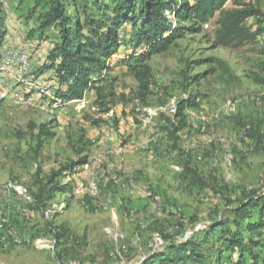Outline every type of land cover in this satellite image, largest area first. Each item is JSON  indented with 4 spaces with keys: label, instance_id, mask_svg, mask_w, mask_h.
<instances>
[{
    "label": "rangeland",
    "instance_id": "obj_1",
    "mask_svg": "<svg viewBox=\"0 0 264 264\" xmlns=\"http://www.w3.org/2000/svg\"><path fill=\"white\" fill-rule=\"evenodd\" d=\"M95 1H79L81 23L84 15L106 22L122 0ZM48 2L1 0L7 42L0 47V264H141L164 248L161 234L205 243L199 231L223 221L233 226L236 207L264 192L263 18L245 23L259 33L254 42L223 48L214 43L216 14L201 32L185 34L148 62L147 91L130 70L135 31L125 25L106 68L92 73L82 107L57 97L50 73L32 90L22 82L42 64L36 37ZM248 3L264 14V0H228L224 9ZM21 57L28 72L12 76ZM194 95L197 107L184 110L181 120L177 104ZM42 124L51 136L38 146L29 126ZM84 158L88 169L57 180L72 194L52 191L45 177ZM220 233L201 249L203 264H214ZM253 236L262 264L264 229Z\"/></svg>",
    "mask_w": 264,
    "mask_h": 264
},
{
    "label": "trees",
    "instance_id": "obj_2",
    "mask_svg": "<svg viewBox=\"0 0 264 264\" xmlns=\"http://www.w3.org/2000/svg\"><path fill=\"white\" fill-rule=\"evenodd\" d=\"M48 1L49 9L40 20L36 38L38 45H41L40 49L45 43L49 49L32 77L38 81L50 73L46 79L64 103L80 101L85 93L91 90L92 73L101 74L106 68V61L118 46V33L125 25H130L135 31L129 61L136 62L134 66H130V70L141 89L147 91L151 79L148 62L155 55L167 51L185 34L201 32L202 27L216 14L219 13V19L214 43L223 48H239L254 42L259 33L252 31L245 23L253 18L262 17L264 20V14L251 3L225 10L228 0H122L110 10L111 15H103L106 16V22L84 15L85 22L81 23L79 18L83 12L79 1L84 0ZM95 3L100 6L99 0ZM1 8L0 0V47L6 32L3 28ZM142 48H145V51H139ZM196 100L194 95L177 104V115L181 120L184 110L197 107ZM29 128L32 130V139L38 146H41L42 138L51 136L45 124L38 128L30 125ZM246 134L249 138L260 139L256 133L248 131ZM86 164L87 159L84 158L71 166L63 167L45 177L46 183L51 186L52 191L57 189L72 194L70 185L59 187L57 180L61 175L76 174V168H82ZM252 209L260 212L257 220L252 219ZM263 212L264 192L251 194L236 207L233 226L228 221H223L211 227L210 233L206 230L199 231L198 235L202 233L205 236V243L194 239L175 242L173 237L161 234L166 241L164 248L151 253L141 264H203L201 249L216 229H220L221 233L217 245H212V252L216 253L214 264H221L225 253L228 254L224 260L227 264H247L248 261L257 264L255 249L259 243L253 235L264 229ZM240 218L247 222H241ZM170 253L172 255H167ZM261 263L264 264V261L261 260Z\"/></svg>",
    "mask_w": 264,
    "mask_h": 264
},
{
    "label": "built area",
    "instance_id": "obj_3",
    "mask_svg": "<svg viewBox=\"0 0 264 264\" xmlns=\"http://www.w3.org/2000/svg\"><path fill=\"white\" fill-rule=\"evenodd\" d=\"M6 39H7V37H5V42H7ZM6 64L8 65V62ZM28 67H29V61L27 60V58L21 57L19 59V63H16L13 66L14 70L10 71V74L12 76H14V74L17 75L18 77L22 76L28 72ZM29 78H28L29 80L24 79L22 81L23 84H25L24 86H26V88L30 89V90L37 88V86H39L38 81H33L32 77H29ZM4 97H5L4 95H1L0 99H2ZM77 102H79V105H81L82 107H85V103L83 101H77ZM82 168L86 170V169H88V165L86 164ZM8 188L11 190H14V192L20 196L27 197L25 189H23L21 186L16 185L15 183L8 184ZM82 192H83V190L81 189V187H76L74 189V193L76 195H80V194H82ZM93 192H94V190L92 192L90 191L89 193L94 195Z\"/></svg>",
    "mask_w": 264,
    "mask_h": 264
},
{
    "label": "crops",
    "instance_id": "obj_4",
    "mask_svg": "<svg viewBox=\"0 0 264 264\" xmlns=\"http://www.w3.org/2000/svg\"><path fill=\"white\" fill-rule=\"evenodd\" d=\"M48 49H49V46H48L47 43H45V48H44L43 50L41 49V51L39 52V54L37 53V54L39 55L38 57H39V59H40V63L44 60L45 54H46V52L48 51ZM40 66H41V64L39 65V67H40ZM41 79H42V78H41ZM41 79H39L38 82L41 81ZM38 84H39V83H38ZM117 203H118V201H117ZM119 207H120L119 205H116V206H115L116 209H118ZM129 207H131V205H130ZM126 208H127V207H126ZM131 208H132V207H131ZM120 209L124 210V208H120ZM122 210H121V211H122ZM127 210H128V209H127ZM137 210H138V209H137ZM128 212H129V211H128ZM140 213H141V212H140ZM120 214H122V216H124V217H127L128 215L130 216L131 214H133V211L130 212L129 214H127V212H126V213H123V211H122V212H120ZM126 215H127V216H126ZM130 220H131V219H130ZM125 222L128 223V222H130V221H128L127 219H125ZM140 226H141V224H140Z\"/></svg>",
    "mask_w": 264,
    "mask_h": 264
}]
</instances>
